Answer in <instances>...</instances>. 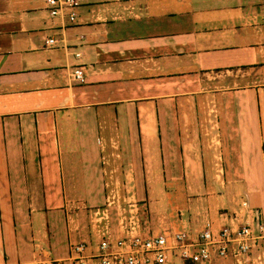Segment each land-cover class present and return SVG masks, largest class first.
<instances>
[{
  "label": "crops",
  "instance_id": "crops-1",
  "mask_svg": "<svg viewBox=\"0 0 264 264\" xmlns=\"http://www.w3.org/2000/svg\"><path fill=\"white\" fill-rule=\"evenodd\" d=\"M76 14L0 0V264L93 242L88 211L118 188L148 193L145 178H163L187 193L184 179L204 172L183 163L206 161L208 122L222 174L242 180L264 233V0H78ZM200 207V224L169 214L166 228L208 218L216 232V212Z\"/></svg>",
  "mask_w": 264,
  "mask_h": 264
},
{
  "label": "built area",
  "instance_id": "built-area-1",
  "mask_svg": "<svg viewBox=\"0 0 264 264\" xmlns=\"http://www.w3.org/2000/svg\"><path fill=\"white\" fill-rule=\"evenodd\" d=\"M50 16H60L69 23L77 18L78 0H45ZM48 38L45 43L54 44ZM76 57L79 53H74ZM82 67L70 73L73 81L82 82ZM110 198L115 199L114 192ZM109 198V197H107ZM106 199L104 209L90 210L89 226L92 241L71 243L65 258L37 264H169L174 257L184 263L209 264L212 259L229 258L232 264H264V233L257 208L251 207L244 197L236 203L231 213L219 212L218 230L205 221L200 230H167L153 235H143L135 216L128 217L121 231L111 228ZM111 219V221H110Z\"/></svg>",
  "mask_w": 264,
  "mask_h": 264
},
{
  "label": "rangeland",
  "instance_id": "rangeland-1",
  "mask_svg": "<svg viewBox=\"0 0 264 264\" xmlns=\"http://www.w3.org/2000/svg\"><path fill=\"white\" fill-rule=\"evenodd\" d=\"M201 100L203 101L200 103L202 109L207 110L208 100ZM212 115L214 114L210 116L206 115V119L208 120V118H211L213 120L214 116ZM211 124L213 126L215 121H212ZM206 125L208 130L206 132H208V134L206 136H202L203 134L201 135V144L205 146L202 147V149L208 153L206 155V161L193 163V158L189 159L187 156L183 163L188 172L191 170L194 171V174L199 170L204 172L203 176L200 178L192 177L193 174L190 172V178L186 177L184 179L185 183L188 185L187 193L177 192L175 188L174 190L165 188L164 186L168 185L165 184L163 178H145L148 180V182H145L148 193H143L141 189L137 192H135L134 189H130L129 192H122V190L120 191L118 188L116 189L115 199L110 198L111 194L107 193L104 195V202L91 210L104 209L106 207V199L109 201L113 200L107 208L112 219V221L110 219L111 228L116 231V235L119 233L118 229L121 231V226L119 224L120 220L122 222V227H124L125 222L130 216L137 217L143 235H153L152 233H156L159 228H161L162 231L169 230V228H166L169 214H172L173 218L179 219L184 217L200 224L204 215L200 206L212 208V210L216 212L219 227L221 221L218 216L219 212L231 213V211L236 208V203L239 199L245 197L243 191L244 183L241 179H231L222 174V172H224V167H222L221 164L218 137L216 136L213 138L212 135H214V133L210 132L213 128L209 130V122L206 123ZM216 128L217 126H215V129ZM207 145L209 146L207 147ZM122 189L125 190L124 188ZM195 211H198V213ZM88 213H90V210ZM57 219V228L60 229L63 220L62 212H59ZM209 223H211V221H209ZM186 230L191 232V228L190 230ZM174 260H178V258L174 257Z\"/></svg>",
  "mask_w": 264,
  "mask_h": 264
}]
</instances>
